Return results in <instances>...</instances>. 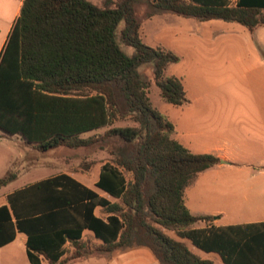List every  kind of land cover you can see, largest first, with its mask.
Wrapping results in <instances>:
<instances>
[{"label": "trees", "instance_id": "obj_1", "mask_svg": "<svg viewBox=\"0 0 264 264\" xmlns=\"http://www.w3.org/2000/svg\"><path fill=\"white\" fill-rule=\"evenodd\" d=\"M148 1L182 17L234 22L251 31L264 26V0ZM136 2L23 0L0 52V130L20 135L39 152L108 151L96 186L121 203L110 204L66 174L40 181L9 196L16 222L8 206L0 208V247L23 231L30 264H55L67 239H80L74 228L84 226L103 241L101 253L147 248L159 264H216L194 253L187 239L224 264H264V222L216 227L212 216L193 215L185 204L186 189L220 159L190 152L173 137L174 124L153 107L144 66L151 67L165 102L184 105L186 91L181 78L166 76L180 57L142 41L143 21L154 12L139 17ZM127 120L135 126H114ZM102 129L99 136H83ZM15 177L9 171L0 187ZM97 205L111 213L107 219L93 215ZM200 222L205 226L196 227Z\"/></svg>", "mask_w": 264, "mask_h": 264}, {"label": "crops", "instance_id": "obj_2", "mask_svg": "<svg viewBox=\"0 0 264 264\" xmlns=\"http://www.w3.org/2000/svg\"><path fill=\"white\" fill-rule=\"evenodd\" d=\"M22 2L23 0H19L17 6L7 7L0 3V15L9 14L12 20L8 33L19 15ZM230 2L237 4L239 0ZM151 12L155 14L161 10L155 9ZM233 23L213 19L202 21L200 27L194 29L193 37L188 42L186 75L177 76L183 80L186 102L182 106H175L169 119L175 127L173 137L190 152L212 154L220 159L219 164L199 174L196 183L185 191V204L189 211L196 216H212L211 224L216 227L264 222V209L257 216L235 213L238 212L237 208L243 210L253 208L260 201L264 203V199L258 195V190L251 187L235 189L232 182L224 181L225 177L246 181L256 176H264V168L256 170L258 164H264V26L251 31ZM7 35L0 44V52ZM2 133L1 141L8 139L17 142L18 147L19 143H26L38 151L20 135L9 136L3 131ZM48 152L38 151L42 154ZM109 160L110 158L106 161ZM20 167L17 172L9 170L15 173L14 180L21 170L34 175V178L37 174L39 179L7 192H2L1 188L9 186L14 180L0 187V208L6 205L11 209L8 198L13 193L62 174L76 179L110 204L121 203L120 199L96 186L101 167L97 169L95 178L89 182L66 171H54L44 164ZM11 212L12 219L16 222L17 217L12 209ZM110 214L100 205L93 210V215L103 219H107ZM74 229L81 232L80 239L76 242L67 239L64 245L65 253L55 264H101V252L98 248L103 245V241L87 227L76 226ZM186 240L182 239L185 243ZM27 241L28 235L17 231L12 242L0 247V264H17L13 261L17 257L16 252L20 255L26 254L27 257ZM219 258L224 264L220 256ZM42 264L52 263L44 259ZM102 264L159 263L149 249L136 248L113 253L108 260L105 258Z\"/></svg>", "mask_w": 264, "mask_h": 264}, {"label": "rangeland", "instance_id": "obj_3", "mask_svg": "<svg viewBox=\"0 0 264 264\" xmlns=\"http://www.w3.org/2000/svg\"><path fill=\"white\" fill-rule=\"evenodd\" d=\"M92 1L97 4H101L102 0ZM0 3L4 7L10 5L17 6L19 4V0H0ZM135 7L139 17L142 18H145L148 12H151L156 9L148 0H137ZM11 22L12 20L9 18V14L0 15V44L4 37H6ZM201 22L202 21H199V19L197 18H186L178 16L177 14L168 11L157 12L152 18H147L143 21L142 41L146 45L154 48L169 49L180 57V61L178 63L171 64L168 67L166 71V76L186 75L188 64V42L191 37H193L194 29L200 27ZM142 71L151 80V86L148 89V95L153 107L162 114H164L168 119H170L172 117L171 110L175 106L165 102L164 99L160 96L159 88L156 86L155 81L153 79L151 67L144 66L142 68ZM114 126H135V123L130 120L119 121L116 122ZM104 131L105 129L99 130L97 132H89L84 134L83 136H99ZM0 134H3L1 130ZM24 144L19 143L20 147H18L17 142H12L8 139H6L5 141L0 140V177L4 176L9 170L17 172L19 166L25 168L33 164H44L50 166V168L52 170L54 169V171H66L72 173L73 175L79 177L82 180L89 182L90 180L92 181L93 178H95L97 169L101 167L102 163L110 158V154L106 150L101 151L98 149L60 147L56 150L42 154L38 153V151L33 150L31 148V145ZM91 162L92 165L90 167H86V165ZM257 167L256 170L264 168V164L263 166L262 164H258ZM38 179L39 176L37 174H35L34 178V175L30 173L26 174L21 170L17 179L14 180L9 186L1 188V191L7 192L11 189H18ZM224 181L232 182V186H234L235 189H244L245 187L255 188L258 190L259 197H262L264 199V176H256V178H251L246 181L238 180L232 177H225ZM241 206L243 207V205ZM263 209L264 203L260 201L259 203L254 205L253 208L250 207L243 210L237 208L238 212L235 213L250 214L252 216H257L263 212ZM195 226L202 227L205 226V224H202L200 222ZM167 232L171 236H174L177 239H181L177 235V233L170 231ZM186 243L194 253L198 254L202 258L212 260L217 264H222L218 255L202 251L195 247L188 240H186ZM16 253L17 257H15L13 261H16L17 264H29L26 254L20 255L19 252ZM113 253L117 254L118 252L114 251ZM113 253H110L109 255H107L106 253H100L99 256L101 259V264L105 261V258H107L108 260L109 256ZM116 257H118V255Z\"/></svg>", "mask_w": 264, "mask_h": 264}]
</instances>
